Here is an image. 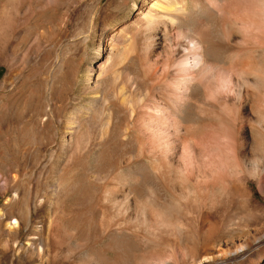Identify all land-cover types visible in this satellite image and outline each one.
Wrapping results in <instances>:
<instances>
[{"label":"bare ground","instance_id":"obj_1","mask_svg":"<svg viewBox=\"0 0 264 264\" xmlns=\"http://www.w3.org/2000/svg\"><path fill=\"white\" fill-rule=\"evenodd\" d=\"M0 64L1 264L260 261L264 0H0Z\"/></svg>","mask_w":264,"mask_h":264},{"label":"rangeland","instance_id":"obj_2","mask_svg":"<svg viewBox=\"0 0 264 264\" xmlns=\"http://www.w3.org/2000/svg\"><path fill=\"white\" fill-rule=\"evenodd\" d=\"M106 1H108V0H102V4H104ZM78 8L76 9L74 6H73V4H68V5H66V6H63L60 10H59V12H60V14H61V16L62 17H66L67 15H72V17H74V18H77L76 17V14H77V12H78ZM86 9H84V11H85ZM82 11H83V9H82ZM83 11V12H84ZM126 14V15H125ZM132 15H133V13H122V14H119V16H117L115 19H114V21L112 20V22L110 23L109 22V26L110 27H112L114 24H117V22L119 23L120 21H122L125 17H129V18H132ZM125 16V17H124ZM73 18V19H74ZM115 21H116V23H115ZM111 24H112V26H111ZM98 44V38H96L95 39V45H97ZM65 52H64V50H63V48L62 49H58V50H56V51H50L49 52V54H48V56H50L49 58H51V59H48L47 58V61L46 62H48V63H45V65H44V73H46V74H50V72H52V70H53V68H54V61H55V59H57V58H61V57H63V54H64ZM81 53H82V51H81V49L80 48H78V47H74V46H72L70 49H69V51H68V53L65 55L64 54V56L65 57H67V58H69V59H76V58H79L80 56H81ZM95 57V58H94ZM94 58V59H93ZM105 59V56H104V53L101 51V53H99V55H97V56H95L92 52H91V55L88 57V59L84 62V64L82 65V67H81V69H80V72H79V77H80V81H79V84H80V86H79V88H77V90H76V95H73L72 96V98H71V101H72V103L77 107H79L80 106V103H78L77 102V95H78V92L80 91V88H81V86H83V79H84V77H85V75H86V71H87V69H89V67L91 66V64H92V69L94 70V69H96V67H97V64L98 63H101V62H103V60ZM52 60V61H51ZM48 64V65H47ZM51 64V65H50ZM53 65V66H52ZM51 69V70H50ZM6 71H7V69H6V67L3 65H1L0 64V80H2V78L4 77V75H5V73H6ZM263 98H261V100H262ZM87 105V100H84V101H82L81 102V106L80 107H85ZM258 106L259 107H261L260 106V103L258 104ZM262 108V107H261ZM72 111V108H70L69 107V109L67 110V111H65L64 113H63V119L65 120L69 115H70V112ZM59 135V138H60V135L61 134H58ZM43 152L47 155L48 154V148H44L43 149ZM248 185H249V187H250V190H251V195H252V199H253V202L255 203V204H259V205H261V206H264V195L257 189V186H256V183L254 182V181H249L248 182ZM5 201H6V199L1 195V190H0V207H1V205L2 204H4L5 203ZM37 215H38V217L41 219V220H43L44 222H46L47 223V221H48V219H47V215H46V208L45 207H43V209H41L38 213H37ZM34 219V218H33ZM33 221H38V219L36 220V219H34ZM264 219L262 220V222H260V225H259V228H260V226L262 227V228H264ZM0 229H1V227H0ZM248 229V228H247ZM258 229V228H257ZM262 231L264 230V229H261ZM248 234L250 235H252L253 233H254V230H251V228H249L248 229ZM175 234V235H174ZM187 234H189V235H187ZM169 235H171V236H169ZM172 235H174L175 237H172ZM184 235H185V237H187V239H191L192 238V236H193V234H192V232H185L184 233ZM166 236V237H165ZM168 237H172V239L174 240H171L170 238H168ZM161 238H162V240L164 241V246L163 247H165V248H161L160 250H158V251H150L149 252V255H153V254H155V253H157V252H159V253H161L162 255H164V256H167V252H168V248H169V246L170 247H173V249H175V253H176V261H174V263L173 264H185V263H187V258L185 257L184 258V256L182 255V244H181V242L179 241V238H178V235L176 234V233H162L161 232ZM175 238V239H174ZM21 239H22V243H24L25 241V230H24V228L23 227H21ZM24 239V240H23ZM167 239V240H166ZM178 239V243H176V240ZM170 244H168V243H166V241ZM174 243H176V244H178V245H176V244H174ZM216 239L214 238L213 240H211L210 241V243L209 244H207V245H198L197 246V252L195 251V252H191L190 254H189V257L190 258H192V259H194V260H196V259H198V257L199 256H201V254L204 252V251H208L209 253H211V254H216V252H217V248H216ZM167 244H168V246H167ZM173 245V246H172ZM167 246V247H166ZM256 246H258L257 248H256ZM181 248V249H180ZM253 249H254V251L255 252H257V253H259L260 255H261V259H260V261L259 260H255L254 261V263L253 264H264V240L261 242V243H259V244H257V245H255V246H253ZM165 250H167V251H165ZM199 253V254H198ZM192 256V257H191ZM250 257V255L248 254V253H244V255L243 256H241V257H236V258H234V259H231V260H229V261H227L226 263H223V264H248V258ZM186 260V261H185ZM26 261H28V258L27 257H25V256H23V258H21L20 259V261L19 262H17V261H14V263L13 264H25V262ZM51 261V260H50ZM8 262H9V259L8 260H4L3 261V263H6V264H8ZM52 262V261H51ZM56 262H60L59 264H67L66 262H64V261H60V260H56ZM177 262V263H176ZM185 262V263H184ZM230 262V263H229ZM259 262V263H258ZM2 263V264H3ZM36 264L38 263L37 261L35 262ZM34 263V264H35ZM58 263H55V264H58ZM0 264H1V237H0ZM29 264V263H28ZM204 264H207V263H204ZM208 264H211V263H208Z\"/></svg>","mask_w":264,"mask_h":264}]
</instances>
